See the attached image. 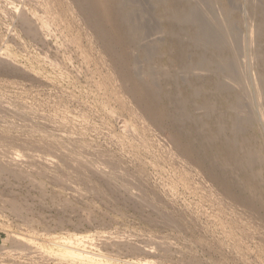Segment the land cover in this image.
I'll use <instances>...</instances> for the list:
<instances>
[{
    "label": "rangeland",
    "instance_id": "374dc122",
    "mask_svg": "<svg viewBox=\"0 0 264 264\" xmlns=\"http://www.w3.org/2000/svg\"><path fill=\"white\" fill-rule=\"evenodd\" d=\"M91 1L0 0V264H264V0Z\"/></svg>",
    "mask_w": 264,
    "mask_h": 264
},
{
    "label": "bare ground",
    "instance_id": "6f19581e",
    "mask_svg": "<svg viewBox=\"0 0 264 264\" xmlns=\"http://www.w3.org/2000/svg\"><path fill=\"white\" fill-rule=\"evenodd\" d=\"M60 1V3H62L63 5H65V6H70V7H77V11L79 12V15L82 17V18H85V20H86V25L87 26H89L92 30H93V28H94V30H96V31H98V32H101V33H103V34H105V35H107V43H108V45H111V43L112 42H115V40L117 39L116 37H115V35H113L111 32H109V31H107L106 30V27H105V25H104V23H105V20H107V19H111V18H113L114 17V14H113V12H112V10L106 5V4H104V3H96V4H94L91 0H59ZM210 4V3H209ZM161 5H164L165 7H168L169 9H175L176 7H177V5L175 4V3H173V0H167L166 2L164 1L163 2V4H161ZM212 7V6H211ZM198 8V7H197ZM211 9V8H210ZM190 10H192L191 11V13H190V18H191V21L190 22H188V26H192V25H194L195 26V23H196V26H197V24H198V26L203 30V41L205 42V43H211V44H213L214 46H216L217 48H219L218 50H219V54H221V56H228V55H226V54H228V53H230V52H233L234 51V56L232 57V56H230V57H232V59H231V61H230V63H229V75L231 76V78H232V80H234L237 84H240V83H242V81H243V78H244V76H242V78H241V75H240V73H242V68L240 69V67H241V65H242V61H241V57H242V54L241 55H239V53H237V48L238 49H240V48H242L241 46H240V48L238 47V43H239V39L235 36H231L230 35V32H227V30H226V32L223 30V28H222V26H221V24L219 23V21H216L215 22V24H213V23H211L210 21H208L207 20V18L204 16V14H202V13H200V11L198 10V9H196V8H193V7H191V9ZM203 12V11H202ZM204 13V12H203ZM256 13V12H255ZM258 13V12H257ZM230 15V14H229ZM254 15V14H253ZM258 15V14H257ZM230 17V16H229ZM257 17V16H256ZM178 18V17H177ZM179 18H181V17H179ZM263 19V18H262ZM222 21V20H221ZM227 24H228V22H227ZM231 25H232V23H231ZM224 26H227V25H225L224 24ZM232 27V26H231ZM231 27H228V28H230L231 29V31H233V29L231 28ZM238 29V28H237ZM235 30V29H234ZM228 31H229V29H228ZM239 31V30H238ZM97 32V33H98ZM233 32H235V31H233ZM96 33V34H97ZM232 33V32H231ZM237 34V33H236ZM201 35H202V33H201ZM234 35H235V33H234ZM96 36H99V34L98 35H96ZM197 37V36H196ZM241 37V39H242V36H240ZM239 37V38H240ZM199 38V37H198ZM100 40V39H99ZM200 40H202V39H200ZM197 41V40H196ZM198 42V41H197ZM199 43V42H198ZM104 44V43H103ZM193 44V43H192ZM203 44V43H202ZM225 46V48H224V46ZM113 45V44H112ZM199 45V44H198ZM205 45V44H204ZM221 45L223 46L222 48L223 49H220V47H221ZM193 47H195V46H193ZM198 47V46H197ZM111 48V47H110ZM106 49V48H105ZM247 49V48H246ZM112 50V49H111ZM242 50H243V48H242ZM246 51V50H245ZM244 52V51H243ZM109 53V52H108ZM218 53V52H217ZM245 53V52H244ZM243 53V54H244ZM218 54V55H219ZM230 55H232L231 53H230ZM223 56V57H224ZM229 57V58H230ZM219 58V57H218ZM243 58V57H242ZM244 58H245V55H244ZM188 60H190L189 59V57L188 58H185L184 60H183V63H184V67L186 68V69H191V65H189V61ZM244 60V59H243ZM203 61V60H202ZM224 61V60H223ZM204 62H206V61H204ZM220 62V61H219ZM228 62V61H227ZM216 63H218V61L216 62ZM221 63H222V61H221ZM244 64V63H243ZM113 65V64H112ZM194 65V64H193ZM246 65V64H245ZM217 67V66H216ZM227 67V66H226ZM245 67V66H244ZM220 68V67H219ZM125 69V68H124ZM123 69V70H124ZM126 70V69H125ZM124 70V72H126ZM219 70V69H218ZM239 70H241L240 71V73H239ZM117 71V70H116ZM222 72V71H221ZM224 72V71H223ZM222 72V73H223ZM227 72V71H226ZM121 73H122V70H121ZM127 74V73H126ZM219 74V73H218ZM224 74H226V73H224ZM223 74V75H224ZM243 74H245V73H243ZM117 75V74H116ZM227 75V74H226ZM246 75V74H245ZM264 75V74H263ZM262 75V76H263ZM124 76H126L125 74H124ZM219 76V75H218ZM220 76H221V74H220ZM247 76V75H246ZM245 76V77H246ZM229 77V76H228ZM248 77V76H247ZM257 77V76H256ZM123 78V77H122ZM125 78V77H124ZM220 79H221V77H219ZM230 78V77H229ZM231 78H230V80H231ZM259 78V77H258ZM218 79V78H217ZM225 79V78H224ZM228 79V78H227ZM261 79H263V78H261ZM242 80V81H241ZM255 80V79H254ZM222 81V80H221ZM216 82V81H215ZM261 82V81H260ZM218 83V82H217ZM227 83V82H226ZM228 84V83H227ZM226 84V85H227ZM249 84V83H248ZM264 84V83H263ZM222 85V84H221ZM221 85H219V86H221ZM244 85V84H243ZM242 85V86H243ZM223 86V85H222ZM240 86V85H239ZM224 87V86H223ZM229 87V86H228ZM226 88L227 87H225V90H226ZM230 88V87H229ZM232 88V87H231ZM247 88V87H246ZM250 89V88H249ZM153 90V89H152ZM155 91V90H154ZM230 91V90H229ZM245 91H246V89H245ZM230 93V92H229ZM231 94H233V93H231ZM235 95V94H234ZM260 96H261V94H260ZM231 98H233V95H231ZM236 101V100H235ZM156 102V94H154L153 93V91H148V94H147V99H146V104L149 106V107H151L152 109H154V107H155V103ZM225 102V101H224ZM231 102V101H230ZM237 103V102H236ZM235 104V103H234ZM237 105H238V103H237ZM241 105V104H240ZM259 106V105H258ZM263 107V106H262ZM241 108V107H240ZM239 123H241V122H239ZM239 125V124H238ZM229 140V139H228ZM230 141V140H229ZM227 144V143H226ZM230 146V145H229ZM231 147V146H230ZM233 148V147H232ZM235 148V147H234ZM230 149V148H229ZM232 152H234V151H232ZM236 152H238L237 150H236ZM235 153V152H234ZM251 156V155H250ZM261 156H262V154H261ZM231 157H233V158H231V159H235L234 158V156L233 155H231ZM240 157H241V155H240ZM243 157V156H242ZM252 157V156H251ZM258 157H259V155H258ZM239 158V157H238ZM246 158H244L243 160H245ZM239 160V159H238ZM251 160V159H250ZM250 160H248V161H250ZM234 162H235V160H234ZM243 162V161H242ZM241 162V163H242ZM236 164V163H235ZM238 164V163H237ZM248 165V164H247ZM246 166V165H245ZM244 166V164H243V167H245ZM241 167V166H240ZM77 255V254H76ZM82 255V254H81ZM89 259H90V257H89ZM150 263V262H149Z\"/></svg>",
    "mask_w": 264,
    "mask_h": 264
}]
</instances>
